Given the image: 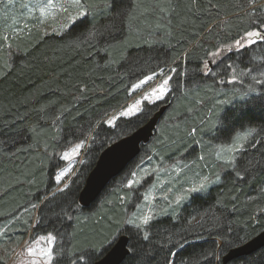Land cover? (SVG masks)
I'll list each match as a JSON object with an SVG mask.
<instances>
[{
  "label": "trees",
  "instance_id": "16d2710c",
  "mask_svg": "<svg viewBox=\"0 0 264 264\" xmlns=\"http://www.w3.org/2000/svg\"><path fill=\"white\" fill-rule=\"evenodd\" d=\"M83 2L86 20L64 30L55 31L59 20L52 28L0 18V264L10 245L44 236L53 239L51 264H95L121 235L128 237L121 264H223L230 250L264 231V42L210 60L246 31L264 32V0L251 7L249 0ZM153 73L171 77L163 100L108 125L134 85ZM162 106L136 159L80 207L99 155ZM79 145V165L58 183L61 156ZM144 168L151 172L142 183L127 187ZM165 176L168 195L157 213L147 225L134 224ZM191 184L203 191L179 207L169 202ZM225 264H264V247Z\"/></svg>",
  "mask_w": 264,
  "mask_h": 264
},
{
  "label": "rangeland",
  "instance_id": "374dc122",
  "mask_svg": "<svg viewBox=\"0 0 264 264\" xmlns=\"http://www.w3.org/2000/svg\"><path fill=\"white\" fill-rule=\"evenodd\" d=\"M17 9H19L18 18H16L17 15L14 13ZM7 15H11L10 22H13V25L21 24L22 21L26 19H34L35 22L40 24L47 23L54 28L55 24L58 23L57 21L59 20L61 25H56L55 31L66 29L74 20L78 19L76 17V9L72 7V0H0V18L3 16L7 17ZM18 31H20V29H12V33L14 34ZM257 42L264 41L257 40L255 43ZM229 48H231V51H237L235 43H233L224 47L218 53H222L223 55L224 53L229 52ZM222 55H213L210 60L211 63L219 61ZM165 78L166 77L161 76L159 79L149 81L146 84L133 88L132 99L127 106L119 111L115 116L109 118L106 123L111 126L117 117L129 118L135 116L140 111L143 103L154 104L162 101L164 97L160 100H155L153 93L157 89V86L162 83ZM129 110H131V112L128 116L125 117L122 115L123 112H129ZM84 149L85 146L79 145L71 148L61 156V160L65 162V167L56 176V181L58 183H66L67 178L71 176L76 167L79 165ZM142 172H139L138 174H131L129 181L131 180L133 182L132 187L140 185L145 179L146 174L151 171L144 168ZM175 173H177L176 170ZM163 180H168V177L165 176V179H158L154 184L155 187H151L148 191L143 202L144 205L140 207L138 214L133 218L134 224H143L142 222L144 217L147 216L151 219L157 213L158 203L164 201L168 195V192L166 194L161 192L163 189ZM170 180L171 179H169V181ZM136 181H139V183H136ZM128 182L127 187H129ZM202 189L203 187L199 184H191L187 189L182 190L181 192L179 191L180 193H172L173 197H171L169 202H174L173 204L176 205L175 207H179L182 203L187 201L191 195L202 192ZM167 190H169V188H167ZM159 194H162V196H159ZM173 198L174 201L172 200ZM170 207H173V205L171 204ZM49 237L50 236L41 237L32 243L28 242L26 239L18 246L13 244L10 245L12 246V250L10 249V256L6 261V264H51V260H49L45 255L46 252H50L52 254L53 239L50 240ZM3 250L6 249L3 248L2 251ZM6 252H9V250H6Z\"/></svg>",
  "mask_w": 264,
  "mask_h": 264
},
{
  "label": "water",
  "instance_id": "95a60500",
  "mask_svg": "<svg viewBox=\"0 0 264 264\" xmlns=\"http://www.w3.org/2000/svg\"><path fill=\"white\" fill-rule=\"evenodd\" d=\"M165 110V106L160 107L143 126L112 143L99 155L79 193L78 205L80 207L88 208L97 200L110 181L119 176L136 159L141 146L146 145L152 138L157 123ZM127 246L128 237L119 236L95 264H121L128 255ZM263 247L264 231L245 244L230 250L223 257L222 262L225 264L233 259L248 256Z\"/></svg>",
  "mask_w": 264,
  "mask_h": 264
},
{
  "label": "snow or ice",
  "instance_id": "6c2138e0",
  "mask_svg": "<svg viewBox=\"0 0 264 264\" xmlns=\"http://www.w3.org/2000/svg\"><path fill=\"white\" fill-rule=\"evenodd\" d=\"M255 2H256V0H249V6L250 7L253 6L255 4ZM72 7L76 9V17L77 18H79L81 21L86 20L88 14H89V11H88V6L85 5L83 0H72ZM73 23H74V21H73ZM259 25H264V19L259 20ZM257 28H258V30H255V31H246L245 36H241L239 39L235 40V47H236L237 51L245 48L248 45L255 43L257 40L264 41V32L259 30V26H257ZM95 35H96L95 32H89L88 33V36L90 39L94 38ZM252 38H255V39H252ZM228 50L231 51V48H229ZM213 55H222V53H214ZM170 71H175V69H171ZM156 78H157L156 73L148 75L145 78L141 79L137 85H134V88L139 87L140 85L146 84L149 81L155 80ZM170 81H171V77L169 76V77L163 79L162 83H160L157 86V89L153 93L155 100H160L166 95V93L168 92V85H169ZM152 102H154V101H152ZM130 112H131V110H129V112H123L122 115L126 117L130 114ZM194 131H195V129H193V132ZM240 150H241L240 147H233V148L229 149V151H233V152H239ZM241 179H242V177H241ZM58 180H59V178H58ZM136 183H139V181H136ZM128 186L130 188L133 186V182L131 180L128 182ZM201 187H203V185H201ZM148 222H149V217H147V216L144 217V220L142 223L144 225H147ZM135 227L137 228V230L139 232L141 226L135 225ZM49 239L51 240L52 238L49 237ZM45 255L48 257L49 260L53 259V256L50 252H46ZM171 255L174 256L175 254H171ZM166 264H175V261L173 259L171 261H167Z\"/></svg>",
  "mask_w": 264,
  "mask_h": 264
},
{
  "label": "bare ground",
  "instance_id": "6f19581e",
  "mask_svg": "<svg viewBox=\"0 0 264 264\" xmlns=\"http://www.w3.org/2000/svg\"><path fill=\"white\" fill-rule=\"evenodd\" d=\"M130 98V97H129ZM142 160V159H141ZM130 172V171H129ZM58 185V184H57ZM127 236V235H126Z\"/></svg>",
  "mask_w": 264,
  "mask_h": 264
}]
</instances>
